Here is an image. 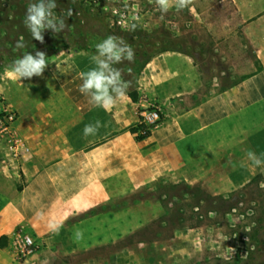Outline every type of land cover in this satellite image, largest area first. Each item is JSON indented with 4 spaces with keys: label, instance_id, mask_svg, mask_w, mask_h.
<instances>
[{
    "label": "crops",
    "instance_id": "0c3cea01",
    "mask_svg": "<svg viewBox=\"0 0 264 264\" xmlns=\"http://www.w3.org/2000/svg\"><path fill=\"white\" fill-rule=\"evenodd\" d=\"M229 1L235 15L225 23L228 28L211 33L215 53L207 52L201 62L178 49L149 57L134 89L111 110L93 107L79 91V73L90 66L79 63L80 52L59 53L30 87H0V98L27 115L18 128L30 149L19 157L5 149L6 159L0 160V264H55L66 250L68 230L115 202L118 188L180 181L187 146L204 129L235 117L259 122L264 0ZM133 91L137 101L130 97ZM153 100L162 106L164 120L139 140L130 129L138 123V108ZM97 120L98 133L85 137V126ZM52 225L62 227L56 231ZM25 234L39 249L19 261L16 249ZM79 249L80 244L73 248Z\"/></svg>",
    "mask_w": 264,
    "mask_h": 264
},
{
    "label": "rangeland",
    "instance_id": "374dc122",
    "mask_svg": "<svg viewBox=\"0 0 264 264\" xmlns=\"http://www.w3.org/2000/svg\"><path fill=\"white\" fill-rule=\"evenodd\" d=\"M222 1L195 0L191 10L173 8L161 19L154 0H57L55 13L69 28L59 35L44 33L48 59L80 52L75 57L80 64H90V70L95 67L91 57L96 44L110 35L121 37L134 49L135 59L116 67L134 89L145 61L162 50L178 49L199 62L214 52L211 33L228 28L225 23L235 15L232 3ZM28 3L0 0L2 39L17 44L23 37L26 44L22 49L6 46V54L17 57L0 71V87L31 85V80L20 81L9 71L17 58L37 51L24 25ZM68 8L72 17H67ZM133 16L139 18L134 31L129 27ZM64 44L67 48H61ZM15 111V138L23 140L18 127L27 115ZM261 112L260 123L235 117L199 133L183 156L182 180L118 188L115 202L68 230L66 250L55 264H264V167L253 166L247 158L253 151L264 159V108ZM10 141L0 135V160L6 159ZM77 231L83 233L79 241ZM77 244L80 249L74 251Z\"/></svg>",
    "mask_w": 264,
    "mask_h": 264
},
{
    "label": "clouds",
    "instance_id": "9594fccd",
    "mask_svg": "<svg viewBox=\"0 0 264 264\" xmlns=\"http://www.w3.org/2000/svg\"><path fill=\"white\" fill-rule=\"evenodd\" d=\"M154 3L161 13V19H163L173 8L177 11L191 10L195 0H154ZM57 7V0H29L25 10L24 25L32 39L43 44L46 31H51L53 35H59L69 28L66 20L56 15ZM73 15L72 8H68L67 17ZM132 20L134 22L129 27L134 31L138 27L139 18L133 16ZM16 47L18 49L26 47L23 37L17 42ZM95 47L96 52L91 57L95 67L79 73V78L82 80L79 91L88 98L89 104L93 107L108 111L125 99L129 88V82L123 78L121 69L116 65L134 62L135 52L123 38L113 35L103 39ZM48 58L43 51H37L34 55L30 52L25 53L14 61L9 70L10 74L20 81L31 80L33 77L42 78L49 65ZM101 127V122L97 120L95 123L86 125L83 134L85 137L94 136ZM247 158L253 166L264 167V159L258 157L255 152L249 151ZM262 186H264V182H262ZM52 227L53 230L58 231L62 225H52ZM82 238L83 233L77 231V241Z\"/></svg>",
    "mask_w": 264,
    "mask_h": 264
},
{
    "label": "built area",
    "instance_id": "2783aa9c",
    "mask_svg": "<svg viewBox=\"0 0 264 264\" xmlns=\"http://www.w3.org/2000/svg\"><path fill=\"white\" fill-rule=\"evenodd\" d=\"M139 130L137 136L148 138L162 124L164 120V112L162 106L156 101H149L141 105L138 110ZM18 122V115L15 109L4 104L0 100V135L7 136L11 141L10 151L14 157H19L22 152H29V148L24 146L22 139L15 138V127ZM39 249V244L30 235H22L19 239L16 258L19 261H26L33 256Z\"/></svg>",
    "mask_w": 264,
    "mask_h": 264
},
{
    "label": "trees",
    "instance_id": "16d2710c",
    "mask_svg": "<svg viewBox=\"0 0 264 264\" xmlns=\"http://www.w3.org/2000/svg\"><path fill=\"white\" fill-rule=\"evenodd\" d=\"M9 45H12L15 48H17L16 47V44L14 43V39H10V40L7 39V41H4V39H2L1 30H0V71H3V69L5 68L6 62L11 61V60H13V59H15L17 57V55L14 52H8L6 54V50H7V47ZM32 45H34L36 47V50L37 51H42L43 50V52H45L47 54V56L50 55V53L47 52V48L45 47V45H46V39H45V43H43V44H41L39 41H36ZM61 48H67V45L64 44ZM166 50H169V48L166 49ZM37 51H35V52H37ZM147 61L148 60L145 61V63L143 64L142 68L145 66V64L147 63ZM130 97L134 101H137L138 100V94H137V92H135V91L130 92ZM138 130H139V126H134V127H131V129H130V131L132 133H134V134H136L138 132ZM137 138L139 140L145 139V137H142V136H137Z\"/></svg>",
    "mask_w": 264,
    "mask_h": 264
}]
</instances>
